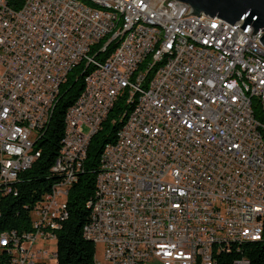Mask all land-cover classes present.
Listing matches in <instances>:
<instances>
[{"label": "built area", "instance_id": "1", "mask_svg": "<svg viewBox=\"0 0 264 264\" xmlns=\"http://www.w3.org/2000/svg\"><path fill=\"white\" fill-rule=\"evenodd\" d=\"M97 1L120 15L68 0H0V198L40 157L39 127L50 126L68 73L87 69L63 116L53 181L28 209L30 227L0 233L9 264L56 260L46 243L56 242L68 215L89 141L130 94L137 104L133 114H118L130 122L99 158L82 227L84 237L100 236L105 264H217L242 249L222 246L225 235L264 238V61L244 56V47L264 52L262 29L250 34L243 18L231 24L193 14L179 0ZM133 16L163 22V31L139 30ZM187 38L206 41V49ZM104 47L109 56H100ZM163 49L168 63L138 87Z\"/></svg>", "mask_w": 264, "mask_h": 264}, {"label": "trees", "instance_id": "2", "mask_svg": "<svg viewBox=\"0 0 264 264\" xmlns=\"http://www.w3.org/2000/svg\"><path fill=\"white\" fill-rule=\"evenodd\" d=\"M83 66L84 64H80L73 68L60 88L51 124L45 130L46 136L39 141L40 157L20 174L16 182V193L6 194L0 198V233L6 228H29L28 209L49 189L53 181L50 166L60 147L64 127L63 116L66 108L82 90L83 75L80 72ZM121 104L122 102H119L112 108L102 122L101 129L91 137L83 170L79 172L77 180L68 190V215L61 227L56 230V264H97L96 244L83 236L82 227L88 218L86 201L93 194L102 149L106 143L114 140L121 124V117L118 118V114L124 108ZM254 112L258 117L259 110L256 106ZM241 246L240 253L233 251L220 255L217 264H231L240 254L245 256L250 264H264V238L244 242ZM9 258L6 250H0V264H9Z\"/></svg>", "mask_w": 264, "mask_h": 264}, {"label": "bare ground", "instance_id": "3", "mask_svg": "<svg viewBox=\"0 0 264 264\" xmlns=\"http://www.w3.org/2000/svg\"><path fill=\"white\" fill-rule=\"evenodd\" d=\"M68 2L72 4H79L80 6H86V10L92 12L93 14L120 15V7L115 6L114 4H109V2H99L97 0H68ZM201 14L204 13L201 12ZM133 23L135 27L139 28V30L163 31V22L149 21L148 19H146V17L143 16H133ZM108 32H115V24H108ZM260 36L261 35H257L258 44H262L259 40ZM187 45H190V47H197V49H206V41H197L195 40V38H187ZM175 47L176 40H169L168 48ZM110 54L111 47L100 48V56H109ZM146 55H153V47H146ZM169 56L170 49H163L162 51H160L159 56L152 59V62L150 63V68L142 69L138 79V87H145V85H147V83L149 82V78L154 77V72H157L162 67H165L166 63H168ZM244 56L253 58L256 61H264V52L255 49V47H244ZM80 74L83 75L82 77H87V69H82ZM136 104L137 94H130L127 103L124 104V114H133V110ZM120 117L121 124L118 127L117 132L120 129H124V127H126V123L130 122V115L118 116L119 119ZM103 121L104 120L101 121V125ZM47 127L48 125H40L39 135H44ZM114 140L104 145L101 152V158L107 150V145L113 143ZM11 193H16L15 188H11ZM85 236L87 239L91 240L95 244H100V236H96V234H85ZM260 239L261 238H259V236H246L243 237V239H238V237H232V235H225V239H222V246H241V244H243L244 242L258 241ZM231 264H236V258L232 260Z\"/></svg>", "mask_w": 264, "mask_h": 264}, {"label": "water", "instance_id": "4", "mask_svg": "<svg viewBox=\"0 0 264 264\" xmlns=\"http://www.w3.org/2000/svg\"><path fill=\"white\" fill-rule=\"evenodd\" d=\"M190 5L193 14L204 13L217 16L229 23H234L240 18L244 19L241 28L246 24L252 26L250 34L261 28L263 34L259 40L264 46V0H179ZM237 5L235 8H226L225 3Z\"/></svg>", "mask_w": 264, "mask_h": 264}, {"label": "rangeland", "instance_id": "5", "mask_svg": "<svg viewBox=\"0 0 264 264\" xmlns=\"http://www.w3.org/2000/svg\"><path fill=\"white\" fill-rule=\"evenodd\" d=\"M46 247H48L50 250H56V242L53 241L48 242L46 243ZM95 247H96V253H95L96 259L100 261L102 264H105L102 244H96ZM47 264H56V260L49 261Z\"/></svg>", "mask_w": 264, "mask_h": 264}, {"label": "snow or ice", "instance_id": "6", "mask_svg": "<svg viewBox=\"0 0 264 264\" xmlns=\"http://www.w3.org/2000/svg\"><path fill=\"white\" fill-rule=\"evenodd\" d=\"M225 7L226 8H235V7H237V5H235V4H233V3H225Z\"/></svg>", "mask_w": 264, "mask_h": 264}]
</instances>
